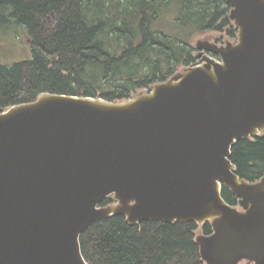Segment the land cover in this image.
Masks as SVG:
<instances>
[{"label": "water", "instance_id": "obj_1", "mask_svg": "<svg viewBox=\"0 0 264 264\" xmlns=\"http://www.w3.org/2000/svg\"><path fill=\"white\" fill-rule=\"evenodd\" d=\"M227 3L238 42H198L211 56L148 93H45L0 111V264H89L81 235L116 215L211 222L196 238L205 264H264V177L242 180L231 161L264 133V0Z\"/></svg>", "mask_w": 264, "mask_h": 264}, {"label": "trees", "instance_id": "obj_2", "mask_svg": "<svg viewBox=\"0 0 264 264\" xmlns=\"http://www.w3.org/2000/svg\"><path fill=\"white\" fill-rule=\"evenodd\" d=\"M227 0H0V28L18 26L33 57L0 64V111L32 103L45 93L130 100L197 61L192 42L208 32L236 39ZM231 161L240 179L264 177V133L242 139ZM232 206L237 196L223 188ZM107 198L102 206H109ZM194 222H142L123 215L95 223L81 235L89 264H205ZM213 232L211 222L202 225Z\"/></svg>", "mask_w": 264, "mask_h": 264}, {"label": "rangeland", "instance_id": "obj_3", "mask_svg": "<svg viewBox=\"0 0 264 264\" xmlns=\"http://www.w3.org/2000/svg\"><path fill=\"white\" fill-rule=\"evenodd\" d=\"M200 41L203 42L209 41L210 43L218 44L219 46L225 47L229 42L233 44L237 43L238 34L236 39H232L229 36H227L226 33H220V32H208L200 37H197L192 42L193 54L196 55L197 61L194 63V65L190 67H182V66L179 67V69H177L176 74L185 73L187 68H191L193 66L201 64L203 56L205 55L211 56L209 54H203L202 57H199V53H198L199 50L197 49V44ZM32 57H33V52L31 48V39L23 28L14 25L7 28H0V64L1 65L11 66L17 62L30 60L32 59ZM153 87L151 89H153ZM149 90L139 91L135 95V97L139 96L142 93H148ZM111 198L113 199L114 202L109 206L115 207L117 205V202L114 200V197ZM199 226L200 228L196 233V238L204 235L201 228L202 225ZM240 264H254V263L250 262L249 260H243Z\"/></svg>", "mask_w": 264, "mask_h": 264}, {"label": "flooded vegetation", "instance_id": "obj_4", "mask_svg": "<svg viewBox=\"0 0 264 264\" xmlns=\"http://www.w3.org/2000/svg\"><path fill=\"white\" fill-rule=\"evenodd\" d=\"M199 54H200V51L198 52ZM198 56V55H197ZM200 57V56H199ZM238 202H239V200H238Z\"/></svg>", "mask_w": 264, "mask_h": 264}]
</instances>
